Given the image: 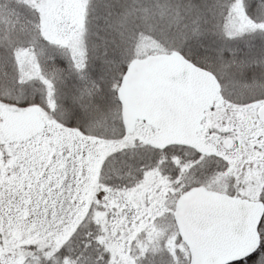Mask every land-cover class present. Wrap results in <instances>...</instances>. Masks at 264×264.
Returning <instances> with one entry per match:
<instances>
[{
  "label": "snow or ice",
  "instance_id": "6c2138e0",
  "mask_svg": "<svg viewBox=\"0 0 264 264\" xmlns=\"http://www.w3.org/2000/svg\"><path fill=\"white\" fill-rule=\"evenodd\" d=\"M0 264H264V0H0Z\"/></svg>",
  "mask_w": 264,
  "mask_h": 264
}]
</instances>
